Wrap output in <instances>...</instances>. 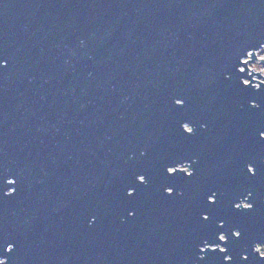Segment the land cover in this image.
I'll return each mask as SVG.
<instances>
[{"label":"water","instance_id":"1","mask_svg":"<svg viewBox=\"0 0 264 264\" xmlns=\"http://www.w3.org/2000/svg\"><path fill=\"white\" fill-rule=\"evenodd\" d=\"M263 42L264 0H0V258L264 264Z\"/></svg>","mask_w":264,"mask_h":264},{"label":"snow or ice","instance_id":"2","mask_svg":"<svg viewBox=\"0 0 264 264\" xmlns=\"http://www.w3.org/2000/svg\"><path fill=\"white\" fill-rule=\"evenodd\" d=\"M181 101H182L181 99H177L175 102H176V103H180ZM252 107H253V108H259L260 105H259V104H253ZM187 124H188V123H184L183 125H187ZM193 131H194V130H193V127H192V128H188L185 132H187V133H193ZM259 136H260L261 138H264V129H261V130L259 131ZM177 164H180V163H177ZM177 164H176V165H177ZM174 168H175V166L167 167V169H166L167 173H172V174L177 173V172H174V171H173ZM247 171H248L249 173H253V174H255V169H254V167L251 166V165L248 166ZM180 173H184V171H181ZM193 174H194L193 171H192V172H187V177L190 178V177L193 176ZM138 179H139V181H141V182L143 183V182L145 181V176H144V175H140V176L138 177ZM9 183L12 184V183H14V181H9ZM168 189H169L168 192L171 193V192H172V188L169 187ZM129 195H131V193H129ZM217 195H218V194H217L216 192H212V193L207 197V201L209 202L210 206H211V205H214V204L217 202ZM248 195L250 196L251 193H249ZM244 200L247 201V197H245L244 199H241L239 203L235 204V208H236V209H241V202L244 201ZM252 207H253V205L247 202V203L244 204L243 209H251ZM203 219H204L205 221H207V220L209 219V216L206 215V216L203 217ZM223 226H224L223 223H221V224H220V227H223ZM233 234H234L235 236H237V237H240V236H241V232H240V231H236V232H234ZM219 240H220V241H225V240H226V236H225L224 234H220V235H219ZM257 245H260V246H261V248H260L259 251L256 250V246H257ZM257 245L255 246V249H254V250H255L256 252L259 253L260 257L264 258V255L261 254L262 252H264V243L257 244ZM216 247H219V250H220L221 252H225V251H226L225 248L220 247L219 245H217ZM8 250L11 251V247H9ZM226 259H231V257H226ZM245 259H247V257H245Z\"/></svg>","mask_w":264,"mask_h":264},{"label":"built area","instance_id":"3","mask_svg":"<svg viewBox=\"0 0 264 264\" xmlns=\"http://www.w3.org/2000/svg\"><path fill=\"white\" fill-rule=\"evenodd\" d=\"M263 48H264V42L261 44V46H260L259 48L253 50V52H254V54H255V58L252 59V60H248V59H251V54H250L251 51H248V52H247V55H246L245 57L242 58L243 60L247 61V67H248L247 70H248V71H250V70H252V71H259V70L254 69L253 67H251L250 64H251V63H254V61L260 59V56H259L258 54H260L261 52H263ZM241 68H243V67L241 66ZM259 73H260V71H259ZM260 74L264 76V74H262V73H260ZM254 75H257V74H256V73H253V74H252L251 77L254 78V79L251 80L250 82H251L253 85L257 86V85L259 84V82H258L257 80H260V81H261V80H264V77L259 76V78H255ZM255 79H257V80H255ZM249 80H250L249 78H245V79H244L245 82H248ZM254 83H255V84H254Z\"/></svg>","mask_w":264,"mask_h":264},{"label":"rangeland","instance_id":"4","mask_svg":"<svg viewBox=\"0 0 264 264\" xmlns=\"http://www.w3.org/2000/svg\"><path fill=\"white\" fill-rule=\"evenodd\" d=\"M260 56V58H263L262 60H256L254 61V63H251L250 66L253 67L256 70H259L260 73L264 74V48H263V52H261L260 54H258ZM255 78H259V76L254 75ZM180 168H183L184 170L188 171L190 170L188 164H180L179 165ZM247 203L246 200L242 201L241 204H245ZM261 244V243H259ZM220 247H222L221 245H219Z\"/></svg>","mask_w":264,"mask_h":264},{"label":"clouds","instance_id":"5","mask_svg":"<svg viewBox=\"0 0 264 264\" xmlns=\"http://www.w3.org/2000/svg\"><path fill=\"white\" fill-rule=\"evenodd\" d=\"M9 247H11V246H9ZM260 248H261L260 245H257V246H256V250H257V251H259ZM261 254L264 255V252H262ZM0 264H6V261H5L3 258H0Z\"/></svg>","mask_w":264,"mask_h":264}]
</instances>
